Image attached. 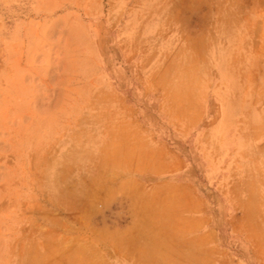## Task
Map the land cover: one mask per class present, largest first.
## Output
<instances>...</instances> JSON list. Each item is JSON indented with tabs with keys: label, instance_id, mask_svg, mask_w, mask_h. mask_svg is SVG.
I'll use <instances>...</instances> for the list:
<instances>
[{
	"label": "rangeland",
	"instance_id": "rangeland-1",
	"mask_svg": "<svg viewBox=\"0 0 264 264\" xmlns=\"http://www.w3.org/2000/svg\"><path fill=\"white\" fill-rule=\"evenodd\" d=\"M260 145L264 0H0V264H99L131 197L179 175L209 193L228 264H264L233 198L264 200Z\"/></svg>",
	"mask_w": 264,
	"mask_h": 264
},
{
	"label": "crops",
	"instance_id": "crops-1",
	"mask_svg": "<svg viewBox=\"0 0 264 264\" xmlns=\"http://www.w3.org/2000/svg\"><path fill=\"white\" fill-rule=\"evenodd\" d=\"M175 92L176 90H174ZM197 102V99L194 101L189 99L186 103H180L173 95L170 103L166 102V106L169 107L174 117L180 111L193 117L196 116ZM232 134L235 141L230 150L236 149L239 152L236 156L237 162L244 163L246 158L240 154L241 151H244L241 143L242 138L239 131ZM258 151H262L261 154H263H258V164L263 165L264 145H260ZM251 156L253 161H258L256 153ZM176 169L174 168V170ZM229 172V170L226 171V173ZM224 175L225 173L216 181L215 187L219 191V195L233 207L232 194L225 187ZM179 176L174 180H158L153 184L152 191L131 197L132 202L127 217L114 225L115 232L111 234L110 242H104L108 245V250L105 252L95 251L97 254L94 255L100 253L98 255L100 256L99 264H151L146 258L147 244L158 247L157 243L164 245V242L172 243L175 256H179L178 260L176 259L178 262L228 264L229 256L222 243L225 240L222 235L218 234V231H223V228L213 224L212 201L209 193L199 191L196 181L190 176ZM251 181L253 182L250 180V183H252ZM259 185L261 186L259 189L263 190L264 197V180ZM233 198L237 203L242 204L245 224L250 233L255 235L257 242H264V233L262 232L264 217L261 219V215L264 216V200L250 194L246 200L241 202V196L237 191H234ZM247 213L249 215L246 216ZM237 214H242L239 208ZM227 219L230 221L229 215ZM234 225L238 226L236 222ZM225 226L228 228V224ZM230 228L237 232L241 230L233 226ZM214 248L216 251H220V254L216 252L214 255Z\"/></svg>",
	"mask_w": 264,
	"mask_h": 264
},
{
	"label": "bare ground",
	"instance_id": "bare-ground-1",
	"mask_svg": "<svg viewBox=\"0 0 264 264\" xmlns=\"http://www.w3.org/2000/svg\"><path fill=\"white\" fill-rule=\"evenodd\" d=\"M178 111H179V110H178ZM186 112H187V111H186ZM249 195H250V194H249ZM248 200H249V199H248ZM248 200H247V205H248V203H249ZM247 215H249V214L247 213L246 216H247ZM247 218H248V217H247ZM251 218H252V217H251ZM159 246H160V245H159ZM159 246L157 247L158 249H159ZM160 247H161V246H160ZM155 249H156V248H155ZM161 250L163 251V249H161ZM172 250H173V249H172ZM159 251H160V249H159ZM170 251H171V249H170ZM155 252H156V251H155ZM160 253H161V252H160ZM171 254H172V253H171ZM177 254H178V253H177ZM160 255H161V254H160ZM172 255H173V254H172ZM175 255H176V254H175ZM156 256H157V255H156ZM164 256H165V255H164ZM168 256H169V255H168ZM173 256H174V255H173ZM160 257H161V256H160ZM161 259H162V258H161ZM169 259H170V257L168 258V261H169ZM171 259H172V258H171ZM172 260H173V259H172ZM172 260H171V261H172ZM177 260H178V259H177ZM177 260H176V258H175V259H174V262H173L172 264H175V263L177 264V263H178ZM161 261L164 262L165 260H161ZM166 261H167V260H166ZM168 261H167V262H168ZM180 261H181V260H180ZM182 264H189V263H187V261H184ZM190 264H191V263H190Z\"/></svg>",
	"mask_w": 264,
	"mask_h": 264
}]
</instances>
